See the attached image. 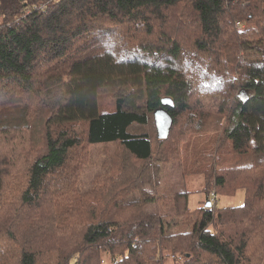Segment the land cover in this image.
<instances>
[{
  "label": "trees",
  "instance_id": "trees-1",
  "mask_svg": "<svg viewBox=\"0 0 264 264\" xmlns=\"http://www.w3.org/2000/svg\"><path fill=\"white\" fill-rule=\"evenodd\" d=\"M167 13L203 60L176 38L156 42ZM0 17V264H103L104 252L111 264H169L170 254L264 264V127L251 112L264 103V0H0ZM100 94L113 95V109ZM163 98L173 124L153 140L135 126L153 123ZM213 117L225 119L218 141L243 162L198 172L205 203L190 210L186 187L163 188L160 165ZM179 120L185 136L175 135ZM82 142L119 147L85 194ZM239 190L243 205L210 201ZM157 199L173 215L146 210ZM168 216L191 232L172 233Z\"/></svg>",
  "mask_w": 264,
  "mask_h": 264
},
{
  "label": "rangeland",
  "instance_id": "rangeland-1",
  "mask_svg": "<svg viewBox=\"0 0 264 264\" xmlns=\"http://www.w3.org/2000/svg\"><path fill=\"white\" fill-rule=\"evenodd\" d=\"M246 1V0H245ZM43 7V6H41ZM165 16V24L161 25L160 21H157L155 24V40H158L156 42H162L164 40H161V36H167V38L172 37L176 38L177 43L179 42L181 46V51L184 52L186 56H191L193 53L195 56L198 57L199 60H203L204 55H197L194 48L192 47V44H190V40H188L187 44L183 43V40H180L178 33L175 32L176 23L178 18H172L168 16V13L164 15ZM168 18L173 20H168ZM3 21L2 17H0V24ZM115 27H113L112 30H114ZM88 32V30L86 31ZM120 33V31H117ZM197 58H195L196 60ZM206 60H208L209 63H211L212 58L206 57ZM207 62V61H206ZM179 64V63H178ZM220 64H215V68L221 69ZM212 69V68H211ZM224 69V68H223ZM214 70V69H213ZM226 71V68H225ZM224 71V72H225ZM38 82H41L40 78L38 79ZM99 103L102 106V109L104 110H111L113 109V95L112 94H100L98 96ZM210 111H213L211 108ZM251 112L255 118V120L260 124V130L264 127V103L262 104H254L251 108ZM154 121V120H153ZM207 131H198L197 133L192 134L191 138L187 141H182L180 144V151H179V157L175 158L176 160H172L167 165L161 164L160 165V174H162L164 181H163V188H170L171 194L177 193L181 188L187 189V191L190 193L188 195V208L190 210H196L204 205L205 203V193L199 192L201 189L204 177H202V174H199L198 172H204L205 170L208 171L210 169V166L212 164L213 170L220 168H228V166H233L237 160L239 162H243L242 160L238 159L239 155L232 152L231 150V143L230 142H221L218 141L222 134V128L225 125V119L218 120L217 118H209L206 122ZM136 130L138 132H148L150 133V136L154 139H156V132L154 128V122H151L145 126V127H137L135 126ZM185 125L183 120H179V122L176 125L175 135L177 132V136H185ZM16 143V142H14ZM118 144H109V145H97V146H91L88 147L85 142L81 143V147L83 150H80L82 152V157L84 158L86 156L87 164L85 165L84 169L82 170L81 176L78 179V183L76 188L81 194L87 193L91 189L92 181L97 175H101L102 168H101V162L107 159L110 155L113 153L115 154L118 152ZM78 154H80L78 152ZM207 159L210 160L209 163H207ZM205 160V161H204ZM220 162L218 163L217 161ZM216 161V165L214 166V162ZM246 161V159H245ZM244 161V162H245ZM197 163V166L194 167V165ZM198 165H201L202 169L198 168ZM206 167V169H204ZM99 175V176H100ZM197 175V176H196ZM202 175V176H201ZM205 185V183H204ZM52 190V189H50ZM169 190L163 189L159 195H164ZM158 194V193H157ZM170 194V195H171ZM16 199L19 198V194L15 195ZM137 197L141 198V195H137ZM157 202L152 205L151 207H148L146 210H155L157 209V212H160L161 215H173L171 212L172 205L168 200L161 201L160 199L156 200ZM244 203V194L243 191L239 190L235 195L233 196H226L224 194H218L216 196L215 200V206L217 208H225V207H237L240 205H243ZM8 210H12L11 208H6V212ZM174 211V210H173ZM140 211H137V214H139ZM142 212H145L142 210ZM131 215V213H123L121 216H126L125 219H127L128 215ZM129 215V216H130ZM124 219V220H125ZM171 223L172 226H170V231L172 233H189L192 230V224L187 223L183 224L181 218H172L170 216L166 219ZM174 223V224H173ZM145 253V252H144ZM161 254V252H160ZM103 264H111V254L108 252H104L101 254ZM147 260L153 262L157 260L156 255H151L150 257L147 256V253L145 256ZM180 258V260H179ZM167 261H170L169 264H181L183 262V257L181 255H168ZM176 262V263H175ZM161 264H163L161 262Z\"/></svg>",
  "mask_w": 264,
  "mask_h": 264
},
{
  "label": "water",
  "instance_id": "water-1",
  "mask_svg": "<svg viewBox=\"0 0 264 264\" xmlns=\"http://www.w3.org/2000/svg\"><path fill=\"white\" fill-rule=\"evenodd\" d=\"M161 105V107L154 110L153 120L156 129V139L166 140L172 128L173 118L165 107L173 108V102L169 98H163ZM205 207H210L209 201L206 202Z\"/></svg>",
  "mask_w": 264,
  "mask_h": 264
},
{
  "label": "built area",
  "instance_id": "built-area-1",
  "mask_svg": "<svg viewBox=\"0 0 264 264\" xmlns=\"http://www.w3.org/2000/svg\"><path fill=\"white\" fill-rule=\"evenodd\" d=\"M215 200H216L215 194L214 193H211V195H210V201L212 203H215ZM179 260H180V258H179Z\"/></svg>",
  "mask_w": 264,
  "mask_h": 264
}]
</instances>
